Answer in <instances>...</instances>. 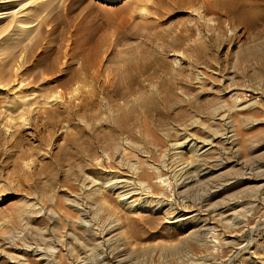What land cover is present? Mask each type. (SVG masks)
Listing matches in <instances>:
<instances>
[{
	"label": "rangeland",
	"instance_id": "374dc122",
	"mask_svg": "<svg viewBox=\"0 0 264 264\" xmlns=\"http://www.w3.org/2000/svg\"><path fill=\"white\" fill-rule=\"evenodd\" d=\"M49 3L45 13H41L43 18L39 15L31 20L37 30L42 22H47L44 30L50 34L45 48L37 49L35 56L25 58L24 50L31 46L28 35L21 38L23 46L20 40L0 37V66L7 70L5 76L0 74V195L7 199L0 206L1 248L12 243L16 249L41 245L48 248L46 239L62 240L73 248L64 264H81L84 260L85 264H117V254L124 264H264V194L250 189L251 184L246 180L252 171L264 166V89L261 90L264 0H53ZM196 9L203 13L200 19L205 16L203 22L198 20L199 16H193L192 10ZM5 24L7 21H1L0 27ZM197 30L203 34L199 40ZM178 51H185L183 67L171 62V56ZM200 71L206 74V80L198 74ZM222 82L224 89L232 86V90L226 91L230 93L220 92ZM152 85L156 86L155 91ZM26 94L36 98L27 102L23 99ZM224 97L229 102L237 97L250 105L242 115L249 120L246 131L242 118L233 117L241 125V136L231 151L234 153L228 154L229 173L226 170L219 173L222 175L219 179L231 178L240 183L211 203L221 200L223 203L228 198L237 203L242 201L240 208L246 216L240 214L233 229H224L235 231L236 244L229 248L216 245L212 234L204 233L207 241L200 235L185 241V244L191 242L188 246L184 242L182 245L181 238L188 234L191 225L173 229L155 215H133L128 227L125 226L126 236L118 235L113 241L115 246L107 252L94 247L93 237L76 227L74 219L82 216L73 205L79 203L85 210V221L94 224L93 230L115 224L84 192L89 188L86 182L90 178H105L102 170L105 157L123 144L125 138L132 139L140 151H145H141L142 156L156 157L158 148L154 150V144L165 148L179 130L190 128L198 120L207 125L211 113L224 103H220ZM28 107H33L35 114L28 113ZM108 107L112 112L109 121L105 120ZM220 145L230 152L228 145ZM218 153L219 150L213 151L208 159L216 158ZM127 155L134 154L127 152ZM113 164L108 162L122 174ZM201 187L196 189L198 192L193 189L191 194L202 197L206 191ZM159 190L156 189V194L162 198L165 192ZM166 194L183 210H196L192 198L182 200L175 187H170ZM107 204L115 212L120 211L114 198H107ZM69 218L73 223L68 222ZM76 229L80 233L75 234ZM165 244L168 247L171 244V249ZM110 250L113 254H109Z\"/></svg>",
	"mask_w": 264,
	"mask_h": 264
},
{
	"label": "bare ground",
	"instance_id": "6f19581e",
	"mask_svg": "<svg viewBox=\"0 0 264 264\" xmlns=\"http://www.w3.org/2000/svg\"><path fill=\"white\" fill-rule=\"evenodd\" d=\"M52 1L53 0H0V23H1V21H4V22L7 21V24H5L4 26L1 25V27H0V37H4V36L6 37L7 36L9 38V40L13 39L16 41H19V40L21 41L22 37L28 35L29 40H30L29 42L31 43V46L29 44L28 46H30V47H26L27 51L24 50L26 60H28L31 55H34V52L37 49L39 50L40 48H45V44L47 43V40H49L48 39L49 35H50L49 31L45 32V30H44V27H46L48 25V23L45 22L44 24H42L43 22L41 21L42 22V23L40 22L41 28H40V30H37V29H34V26L32 27L33 22H31V20L34 17H38L39 15H41V17H42L43 14H41V13H45L44 10L50 6L49 2H52ZM49 10H50V8H49ZM70 10H72V9H70ZM199 10L200 9L192 10V14H193V16L194 15L197 17L199 16L198 20L200 22H203L205 16L203 19H200L201 14H203V13H200ZM42 11H44V12H42ZM147 15L149 16L151 14H148V12H147ZM58 16H57V18H58ZM54 18H56V17H54ZM139 21H142V20H139ZM205 22L206 21H204V23ZM199 26H201V24ZM37 27H38V25H37ZM45 29H47V28H45ZM197 31H198V39L197 40H199L202 38L203 34L200 30H197ZM19 43H17V44H19ZM23 43L24 42L21 41L20 44L22 45ZM22 46H19V47H22ZM16 50H17V47H16ZM16 50H14V51H16ZM19 51L21 52V50H19ZM220 51H221V49H219L218 53ZM11 52L14 53L13 51H11ZM12 55L8 54L7 56H12ZM14 55H15V53H14ZM23 57H21V58H23ZM12 59H11V61H12ZM15 59H16V57H15ZM171 60H172L171 62H173L176 65V67H183V65L186 63L185 51H178V52L173 53V55L171 56ZM0 61H1V59H0ZM1 66H0V68H1L0 74L3 73L5 76L7 70H4L6 68L3 65H1ZM11 66L12 65L10 64V67ZM198 74L203 77L202 79H205V80L207 79V77L205 76L206 74L204 75L201 71ZM201 76H199V77H201ZM8 82H10V80ZM29 84H30V82H29ZM155 87L153 88V91H155L154 90ZM224 88L225 87H224V84L222 82V84L220 85V92H226L229 89L232 90V86L231 87L229 86L228 89H224ZM235 89L239 91V89H237L236 87H235ZM263 89H264V85L261 86V90H263ZM228 93H230V92H226V94H228ZM34 96L35 95L26 94V96H24L23 99H25L26 101H27V99L29 101H32V100H34V98H36ZM222 100L223 101H221L220 103H223V102L224 103L222 104V106L220 108H217L215 111H213L211 113V115H213V116L211 117L212 119L210 118L211 120L207 121L208 122L207 125H204L203 121H202L203 122L202 123L198 120L196 123H194L195 125H192L190 128L186 127V128H183L179 131L177 129L178 132L176 134L175 139L174 138H172L174 140L170 139L167 142L165 148H159L158 145L154 144V147H156L154 150H156L158 148L156 150V154H157V155H155L156 157H152V155L149 157V156H147L148 154H146V155L143 154L144 156H142L141 151L143 149L140 151V149L136 145L133 144V142L131 141L132 139L129 140L128 138L127 139L125 138V140H124L125 142L123 144H120L118 146V148L115 149V151L113 149V151H114L113 153L108 154L105 157V159L106 158L107 159L104 160V162H102L105 165V167L102 168L103 174L105 175V178L102 180L96 179L95 178L96 176L90 178L88 180V182H86V183H89V188H87L88 187L87 186L86 187L87 189L84 190V192L86 191L85 193L88 195V197H90V199H93L94 203L97 206L99 205L100 207H102L103 212L106 211V213H108V215L111 217V219L114 220L115 224L112 225V223H111L110 226H106L104 228L99 227L100 229H96L98 227H96V225H95L96 228L94 229L95 230L94 231L91 228L94 224L91 226L88 224L89 223L88 221L87 222L85 221L86 215L83 213L84 209H82V207L79 205V203L77 205H73L74 210L82 216V217H79L80 219L77 217L78 220H77V218L74 219V220H76L74 223L78 225L76 227H79L80 229L85 230L89 235H91L93 237L92 242L94 241L93 242L94 247L101 249L100 251L103 250L104 252H107L111 248V246L113 245V241L115 240V238L118 235H123L125 233V226H127L128 222L130 220V217L133 215H147V216L155 215L158 217V219H159V221H161V223L166 225V227L173 228V229H174V227L179 229V228L184 227V225H191L192 228L188 232V234L181 238V244L183 242L185 244V241H188L194 237H198L204 233H211L212 236L215 238V240H217V241L213 240V243L216 245L222 244L223 247L227 246L229 248V247H233L236 244L235 240H237V238H236L237 236H236L235 231L226 232L224 229H226L227 227H230L233 229V224L236 223V221H238L240 219L239 216H240V214H242V212L244 210L243 208H240V206L243 205V204L242 205L240 204V202H242V201L238 202L239 203L238 204L237 202H234L233 200L232 201L234 203H232L231 199H229V198H228V200H230L231 202L230 201L227 202L228 200L226 198H224L225 201L227 200L226 202L222 203L221 201H223V200H221L219 203L218 202L214 203V205L211 203L214 200H216L218 197H220L221 194H223V193L226 194V192L228 193V191L232 190L234 188V185L236 186V185H238V183H240V182L234 181L231 178L225 179L223 177L224 179L223 178L219 179L220 177H222V175L219 176V173L222 171L224 172L225 170H226V173H229L228 168H229V164L231 162H230V158H228L229 157L228 154L230 155V154L234 153L231 151L234 148H236V145L238 144L237 141L239 139V136H241V129H239L241 127V125L238 123V121H236L238 119L234 120L233 117H235V118L241 117L242 118L241 122H242L243 128L246 131L249 128L250 124H248L249 120L247 121V119L242 117V115H245L244 112L249 110L248 108L250 107V105L248 104L247 101L245 102L243 100H237V97L235 99H232V101H230L231 103L229 102V99H225V97L222 98ZM25 103L26 102H24V104ZM32 106H33V104H32ZM21 107H22V105H21ZM19 109L20 108H18V110ZM32 109H30L28 107L27 112L28 113L34 112L35 110L33 107H32ZM23 110H25V109H23ZM38 110L40 111V109H38ZM23 112L25 113V111H23ZM36 112H37V114L40 113L38 111H36ZM105 112H106L105 113V116H106L105 120L109 121L108 119L111 117V113H112L111 109L108 107L105 110ZM28 113H26V114H28ZM21 114L23 116L25 115L23 113H21ZM34 114H35V112H34ZM34 114H32V115H34ZM24 117H26V116H24ZM21 118H22V116H21ZM26 119L27 118H24L23 120H25L27 122L28 120H26ZM22 122H24V121H22ZM101 122H104V120ZM26 124L24 123L23 125H26ZM104 124L105 123H103V125ZM202 131H204L206 134L204 135L203 134L204 132L202 134H200V132H202ZM219 143H223L225 146L228 145L230 152H228V150L223 148V147L221 148V145L219 146ZM116 147H117V144H116ZM215 150L220 151V153H218V156L214 159H208V155ZM127 152H131L134 155H131L132 157L128 156ZM144 153H145V151H144ZM153 156H154V154H153ZM109 161L110 162L112 161V163H114L113 166L116 165V167L120 171L127 172V174L123 173V172H122V174L117 173V171H115L114 167H111V165L110 166L108 165ZM245 177H247V176H245ZM246 180L251 184V186L249 185L250 189L263 192V194H264V166L260 167V169L257 168V171H252L251 175L248 178H246ZM172 186L175 187V189L178 193L177 196L179 198H182V200L189 201L192 198V200L196 204V207H195L196 210L191 211V212L185 211V209L183 210L181 207L178 206V204H175L173 202V200L168 199L167 198L168 196L166 193H167L168 189ZM200 187L206 191V192L204 191L205 194L202 197L201 196L199 197V195L197 197L196 194H195V196L193 194H191V191L193 189L195 191L196 189H200ZM156 189H158V190L161 189L165 192V194L162 198L160 197V194L159 195L156 194ZM159 192H160V190H159ZM70 197H72V196H69V199H70ZM67 198H66V200H67ZM107 198H114L115 199V201H116L117 205H119L118 207L120 209V211L118 213L109 208L110 205L107 204ZM79 200L80 199H78V201ZM5 201H7V199L4 196L0 195V206ZM182 202H184V201H182ZM66 203H67V201H66ZM66 203H65V205H66ZM177 203H178V201H177ZM247 204H250V203H247ZM29 205H31V204H29ZM208 207H215V209H209ZM38 209H40V208H38ZM50 210H52V209H49V211ZM27 211H26V213H27ZM30 211L32 212V210H30ZM49 211H47V212H49ZM52 211H50V212H52ZM42 212H44L45 213L44 215H46L45 211H42ZM66 213H67V215H69L67 211H66ZM93 213L96 215L95 211H93ZM245 213H246V211H245ZM62 214L64 216V213H62ZM243 214H244V212H243ZM243 214H242V216H244ZM36 215H37V212H36ZM24 216H25V213H24ZM33 216H35V215H33ZM37 216L40 217V215H37ZM245 216H246V214H245ZM27 217H29V216H27ZM27 217H25V218H27ZM30 218H33V217L30 216ZM56 219H55V221H56ZM66 219H68V218H66ZM60 220H62V222H63V219H59L58 221H60ZM27 221H26V224L28 223ZM108 221H110V220H108ZM108 221H107V223H108ZM68 222L70 224L73 223V219L69 218ZM64 224H68V223L64 222ZM28 225H30V223ZM69 227H70V225H69ZM71 227L74 228L75 226H71ZM234 229L237 230L238 228H234ZM70 230H71V228H70ZM48 231L49 230H47V232ZM72 231H73V229H72ZM47 232L45 231V233H47ZM49 232L51 233V231H49ZM77 232L80 233V231L77 230L75 232V234ZM65 233L68 234V232H65ZM75 234L73 235L71 233V235H73L74 237H75ZM49 235L50 234H48V236ZM83 236H85V235H83ZM202 236L204 237V235H202ZM45 237H46V235H45ZM81 238H82V236H80V239ZM204 238L206 240V237H204ZM83 239H85V238H83ZM201 239L202 238H200V241L203 243L204 241H202ZM14 240H15V238H14ZM46 240L48 243V248H46L45 245H41L38 248H36L35 246H32V247H28V248L26 247L25 249H22V247H21L22 244L20 243L21 245L19 244V246L21 247V249L20 248L16 249V248H12V246H13V243H12V246L10 245L11 248L8 245V247H6V248L3 247V249H2L1 246L3 245V243H0L1 244L0 245V248H1L0 249V264H64L65 263L64 259L70 257L71 251L73 248L65 245L66 243H64L62 240L60 242H54L53 239L49 240V241H48V239H46ZM77 240H79V239H77ZM44 241H45V239H44ZM137 241H138V239H137ZM72 242H77V241H72ZM85 242L86 241H84V243ZM177 242H180V241L178 240ZM195 242H197V240H195ZM17 243H19V242H16V244ZM33 243H35V242H33ZM78 243H81V242H78ZM184 244H182V245H184ZM189 244H191V242L188 243L187 246ZM84 245H86V244H84ZM115 245L116 244H114L113 246H115ZM172 245H173V243H172ZM194 245H197V243ZM173 246L176 249V245H173ZM201 246H203V245L201 244ZM209 246H211V245H209ZM24 247H25V244H24ZM169 247H171V244L169 245ZM80 248H81V245H80ZM150 248L152 249V247H150ZM162 248H164V247H162ZM183 248H184V246H183ZM196 248L199 249V247H196ZM196 248L194 247L195 250H196ZM169 249H171V248H169ZM112 250H110L109 254H113ZM113 251H116V250L114 249ZM191 251H192V248H191ZM80 252H81V250H80ZM85 252H88V251L85 250ZM121 252L123 253V251H121ZM81 253L82 254L84 253L83 249H82ZM76 254H77V252H76ZM78 254H79V252H78ZM78 254H77V256H78ZM95 255H96V253H95ZM114 255H115V252H114ZM89 256H91V253ZM111 257H114V256L111 255ZM119 257L120 256H118V254H117V257H116L118 259V260L116 259L117 264H124L123 260H122L123 258L119 259ZM83 260H84V258H83ZM195 260H196V258H195ZM69 262H71V261H69ZM84 262H85V260H84ZM84 262H82L81 264H85ZM89 262H90V260H89ZM126 262H128V260ZM78 263H80V261H78ZM96 263H98V262H96ZM101 263H103V262H101Z\"/></svg>",
	"mask_w": 264,
	"mask_h": 264
}]
</instances>
